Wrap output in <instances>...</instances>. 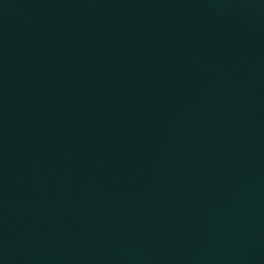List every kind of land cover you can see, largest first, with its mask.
Masks as SVG:
<instances>
[{"label": "water", "instance_id": "1", "mask_svg": "<svg viewBox=\"0 0 264 264\" xmlns=\"http://www.w3.org/2000/svg\"><path fill=\"white\" fill-rule=\"evenodd\" d=\"M0 264H264V0H0Z\"/></svg>", "mask_w": 264, "mask_h": 264}]
</instances>
